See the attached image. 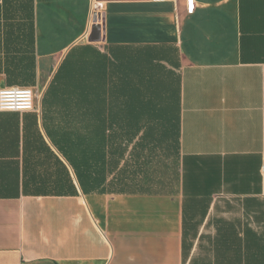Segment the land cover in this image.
Returning <instances> with one entry per match:
<instances>
[{
  "label": "crops",
  "instance_id": "0c3cea01",
  "mask_svg": "<svg viewBox=\"0 0 264 264\" xmlns=\"http://www.w3.org/2000/svg\"><path fill=\"white\" fill-rule=\"evenodd\" d=\"M189 1L0 0V264H264V0Z\"/></svg>",
  "mask_w": 264,
  "mask_h": 264
},
{
  "label": "built area",
  "instance_id": "2783aa9c",
  "mask_svg": "<svg viewBox=\"0 0 264 264\" xmlns=\"http://www.w3.org/2000/svg\"><path fill=\"white\" fill-rule=\"evenodd\" d=\"M153 3L175 2L176 0H144ZM97 3H95L96 6ZM94 6V3H93ZM188 10L192 8L191 2L186 0ZM35 95L28 87H2L0 88V112L27 113L34 112Z\"/></svg>",
  "mask_w": 264,
  "mask_h": 264
},
{
  "label": "rangeland",
  "instance_id": "374dc122",
  "mask_svg": "<svg viewBox=\"0 0 264 264\" xmlns=\"http://www.w3.org/2000/svg\"><path fill=\"white\" fill-rule=\"evenodd\" d=\"M95 11L97 12V4L95 6ZM26 59L25 60H20V61H14V60H7V59H4V60H0V70H14L16 72H24V70H27V69H32V65L30 64L29 67H27L29 63L32 62L31 60V53H30V50L27 51V54H26ZM12 72V71H11ZM17 75V73H16ZM15 75V76H16ZM18 77V76H16ZM6 78V77H5ZM19 78H16V85H13V86H17V87H28V88H31L32 85H26L22 82V80H17ZM9 85V84H7ZM33 92H34V95H35V102L37 101H40L41 98H42V94L40 93V91L36 90V89H32Z\"/></svg>",
  "mask_w": 264,
  "mask_h": 264
},
{
  "label": "trees",
  "instance_id": "16d2710c",
  "mask_svg": "<svg viewBox=\"0 0 264 264\" xmlns=\"http://www.w3.org/2000/svg\"><path fill=\"white\" fill-rule=\"evenodd\" d=\"M30 64L32 65V62L27 64L28 65L27 67H29ZM16 76H18V77H16ZM16 76L15 75H7L6 76V81H7V84H9L8 85L9 87H12L13 85L17 84L16 78H19L17 80H22V82L26 85H33L35 75L31 69H27V70H25V72L23 74L16 75ZM77 76L79 79L81 78V72L80 71L77 73ZM78 90H79V92L77 93V96L80 99L82 97V90H81L80 85L78 87Z\"/></svg>",
  "mask_w": 264,
  "mask_h": 264
},
{
  "label": "bare ground",
  "instance_id": "6f19581e",
  "mask_svg": "<svg viewBox=\"0 0 264 264\" xmlns=\"http://www.w3.org/2000/svg\"><path fill=\"white\" fill-rule=\"evenodd\" d=\"M94 2H95V0H94Z\"/></svg>",
  "mask_w": 264,
  "mask_h": 264
},
{
  "label": "water",
  "instance_id": "95a60500",
  "mask_svg": "<svg viewBox=\"0 0 264 264\" xmlns=\"http://www.w3.org/2000/svg\"><path fill=\"white\" fill-rule=\"evenodd\" d=\"M97 29H98V27H97Z\"/></svg>",
  "mask_w": 264,
  "mask_h": 264
}]
</instances>
